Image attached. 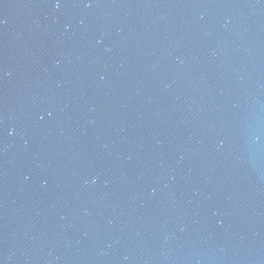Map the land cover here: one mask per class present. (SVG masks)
Masks as SVG:
<instances>
[{
    "label": "water",
    "instance_id": "95a60500",
    "mask_svg": "<svg viewBox=\"0 0 264 264\" xmlns=\"http://www.w3.org/2000/svg\"><path fill=\"white\" fill-rule=\"evenodd\" d=\"M0 264H264V0H0Z\"/></svg>",
    "mask_w": 264,
    "mask_h": 264
}]
</instances>
